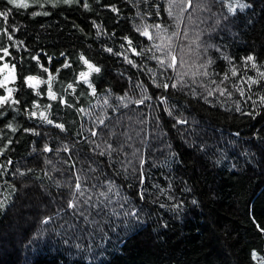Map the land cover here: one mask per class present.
<instances>
[{
  "label": "trees",
  "instance_id": "16d2710c",
  "mask_svg": "<svg viewBox=\"0 0 264 264\" xmlns=\"http://www.w3.org/2000/svg\"><path fill=\"white\" fill-rule=\"evenodd\" d=\"M205 2L194 81L162 53L171 0H0V264H264V0Z\"/></svg>",
  "mask_w": 264,
  "mask_h": 264
},
{
  "label": "rangeland",
  "instance_id": "374dc122",
  "mask_svg": "<svg viewBox=\"0 0 264 264\" xmlns=\"http://www.w3.org/2000/svg\"><path fill=\"white\" fill-rule=\"evenodd\" d=\"M206 0H171V6L173 11L178 12L179 21L178 29L172 35L166 36L169 39L172 49L168 48L166 44L162 53L167 51L169 53L168 60L171 64H174L176 72L180 70L179 76L181 78H190L194 81H200L205 72L208 73V63L210 53L214 48L213 33H215L220 27H223L224 18L218 14H212L211 7ZM26 2V0H25ZM1 13V10H0ZM148 36L151 34L146 30ZM176 33V34H175ZM165 44L164 41L162 43ZM16 47H21L20 42L15 41ZM175 56L176 60L173 62L172 57ZM1 58V56H0ZM89 64L94 66L91 62L87 61L88 69L81 74V79L89 81L92 69L89 68ZM0 86L4 87L6 94L0 97H7V101H15V81L16 71L15 67L7 63L0 65ZM32 78V79H29ZM28 85L32 86L37 92H40V88L44 84H48V97L53 99L56 96L51 86L50 78H41L39 76H28ZM51 89V91H49ZM11 90V92H9ZM29 115L37 118L47 120L48 106L36 103L30 110Z\"/></svg>",
  "mask_w": 264,
  "mask_h": 264
},
{
  "label": "snow or ice",
  "instance_id": "6c2138e0",
  "mask_svg": "<svg viewBox=\"0 0 264 264\" xmlns=\"http://www.w3.org/2000/svg\"><path fill=\"white\" fill-rule=\"evenodd\" d=\"M63 2H64V3H69V4H70V3H72V0H63ZM8 3H10V4H14V5H16L17 7H25V8L28 7V4L25 2V0H8ZM85 7H87V5H85ZM239 7H240L241 9H243V8L247 7V5L240 4ZM114 10H115V9H114ZM229 11H231V12H235V9L232 8L231 6H229ZM7 15H8L7 12L0 13V16H4L5 19L7 18ZM44 15H48V13H44ZM144 34H145V35H148L147 32H145ZM109 51H111V49H109ZM172 60H173V62H175L176 57L173 56V57H172ZM247 60H249V61H254V57L249 56V57L247 58ZM85 63H87V61H85ZM209 63H211V62L209 61ZM172 66H174V64H170V65H169V67H172ZM253 67H255V64H253ZM89 68L92 69V70L95 71V72H99V71H100L99 68H94L91 64H89ZM45 71H46V69H45ZM82 75H85V74H82ZM204 75H207V72H205ZM260 76H261L262 78H264V73H260ZM225 78H227V77H225ZM29 79H32V78H29ZM251 83H259V81H251ZM162 86H163L164 88H167V87H168L167 84H164V85H162ZM173 87H175V85H173ZM49 91H51V89H49ZM9 92H11V90H9ZM209 94L211 95V93H209ZM242 94H243V93H242ZM53 98L55 99V96H53ZM7 99H8L7 97H0V103H4V102H6ZM138 102H139V103H143V100H140V101H138ZM260 102H261L262 104H264V96L260 97ZM237 110L239 111V108H238ZM180 122L183 123L184 121H180ZM49 123H51V121H49ZM59 127H63V126L60 125ZM93 135H96V133L93 132ZM76 188H77V190H79V189H80V185L77 184V185H76ZM101 195H103V193H102ZM4 206H5L4 203H3V202H0V209L4 208ZM73 206H74V205L70 203L69 207H73ZM132 215H135V213H132ZM262 231H264V230H262Z\"/></svg>",
  "mask_w": 264,
  "mask_h": 264
}]
</instances>
